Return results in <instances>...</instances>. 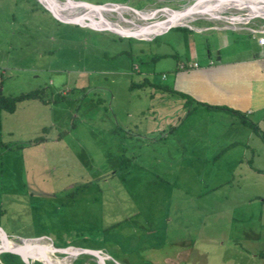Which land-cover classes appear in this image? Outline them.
Listing matches in <instances>:
<instances>
[{"label": "rangeland", "instance_id": "rangeland-1", "mask_svg": "<svg viewBox=\"0 0 264 264\" xmlns=\"http://www.w3.org/2000/svg\"><path fill=\"white\" fill-rule=\"evenodd\" d=\"M72 1L112 6L110 20L123 14L131 28L148 22L140 14L197 0ZM200 14L152 39H122L63 24L38 0H0V91L41 97L0 111V225L13 240L100 252L106 264H264L262 132L238 125L247 141L228 151L241 137L238 118L159 86L210 57L264 55V18L233 8ZM141 29L153 30H133L167 28ZM0 264L20 263L1 254Z\"/></svg>", "mask_w": 264, "mask_h": 264}, {"label": "crops", "instance_id": "crops-1", "mask_svg": "<svg viewBox=\"0 0 264 264\" xmlns=\"http://www.w3.org/2000/svg\"><path fill=\"white\" fill-rule=\"evenodd\" d=\"M263 37L261 36L260 38ZM260 38L258 39L259 48L264 49V45L259 43ZM250 60L251 62L249 63H245V60L216 63L210 57L205 68H201L198 63L188 66L183 65L180 70H194L196 72L187 71L186 74L180 73V78L174 75L164 76L162 81L164 86L162 84H159V86L166 87L171 91L178 90L177 92L184 98L190 95L200 105L225 106L239 111L246 118L252 119L251 121L264 133V55H255V58ZM199 83L200 86H198ZM150 84L152 83L150 82ZM241 124L244 125L240 119L239 122L232 120L233 129L235 127L234 133L237 137L240 135L241 137L237 139L233 135L230 143L234 145L228 148V151L242 143L245 144V141H247L244 140L243 142L242 140V135L247 133L239 130L238 125ZM251 130L255 133L252 128ZM249 134L252 136V133ZM7 238L10 239L8 236Z\"/></svg>", "mask_w": 264, "mask_h": 264}, {"label": "bare ground", "instance_id": "bare-ground-1", "mask_svg": "<svg viewBox=\"0 0 264 264\" xmlns=\"http://www.w3.org/2000/svg\"><path fill=\"white\" fill-rule=\"evenodd\" d=\"M203 1L212 2V1H216V0H203ZM226 1H236V2H232L231 4H229ZM226 1L212 2L210 4L200 2L199 5L191 13V15L184 17L183 19H178L179 13L176 11H173V10H169V9L164 10L162 15H160L159 17L156 16L155 14H150V15L140 14V17L142 19L148 20L150 23V25L145 27V28L156 27V28H163V29H166L169 25H173L176 27L183 26V24H180L179 22H182V23L188 25V23L190 21H192L195 16L202 15V14H200V11H202V13H204L203 15L207 14V15H210L212 18H216V16H217V15H215L216 11H219L220 9L233 8V9H236L238 11H244L249 18H254V17L264 18V0H254V1H251V0H226ZM44 2L46 3V5L48 7H50L51 9H54L55 11L60 13L66 19H69V18L71 19L73 17L71 15L67 14V12H65L64 10L77 15L82 20H80L79 18H74V19H76V21H78L82 24H85V27L90 26L91 28H94L95 30H105V28H109V26L115 27L117 29H121L123 31H131L133 29L140 28V27H138L140 25H134V27H131V28L124 27L122 25V23H126L127 20H125L126 18H124L123 14L119 17L118 21H115V22L109 21L110 18L108 17V13L114 12L112 6L104 5L100 8V10L95 11V10H89V9H85V8L79 9L73 3H67V5H65V6H60V5L56 6L48 0H45ZM246 2H248V3H246ZM115 7H119V6H115ZM121 9L123 10V12L126 10V9L124 10V7ZM166 15L173 17L172 21L166 22L163 19L159 20L160 18H163V16H166ZM107 19H109V20L107 21ZM152 19L153 20L156 19V20L153 22H150V20H152ZM83 20H85L86 22ZM87 22H90L91 24H89ZM94 24L96 26H99L102 28H97L96 26H94ZM142 30L147 31V30H153V29H142ZM162 31L163 30L161 29V31L153 32V33L148 34V35H143V36L136 35V36H137V38H139V37L150 38V37H152L158 33H165L167 31V29L164 30V32H162ZM7 248L16 249L18 251L26 253V254L30 255L34 260H41V261L45 262L46 264H71V261H73L72 259H74L73 256L70 258H67V259H62V260L56 258L54 251H53V250H55L57 252L56 248L54 247V249L52 250L48 244H44L42 242V239H32V240H28V239L26 240L25 239V240H19L17 242L16 240L8 239L7 236L4 235L3 232H1L0 233V250L7 249ZM65 251H67L69 255H77V256L89 253L87 250H83V251H79V252H73V253H70V251H68V250H65ZM93 254L96 255V257L99 259L100 264H106V261L108 259L107 255H102V253H100V252H94Z\"/></svg>", "mask_w": 264, "mask_h": 264}, {"label": "water", "instance_id": "water-1", "mask_svg": "<svg viewBox=\"0 0 264 264\" xmlns=\"http://www.w3.org/2000/svg\"><path fill=\"white\" fill-rule=\"evenodd\" d=\"M44 1L45 0H38V2L44 7V9H46L49 13H51V15L56 20H58L59 22H61L63 24H66V25L85 27V24H82V23L76 21V19H74V18H71V19L70 18L69 19L64 18L60 13H58L54 9H51L50 7H48ZM48 1H50L52 4H54L56 6H59V5L60 6H65V5H67V3H73L79 9L85 8V9L95 10V11L100 10V8L102 6H104V5H97V4H92V3L82 2V1H72V0H66L65 2L60 1V0H48ZM199 3H200V0H197L195 3H193L189 7L185 8V9H183L181 11H176V12L179 13L178 19H183L184 17H187V16L191 15V13L199 5ZM108 20L109 19H107V21ZM109 21H112V20H109ZM149 25H150V23L148 21L146 24L138 26L140 28H137V29L145 28V27H147ZM86 28H90V29L95 30L94 28H91L90 26H87ZM172 28H176V26L169 25L167 27L166 33L169 32ZM102 31H106V32L114 35L117 38H122V39L132 38V39H137L136 30H133V31H123L121 29H117L115 27L109 26V28H105V30H102ZM158 35H154V36H158ZM160 35H163V34H160ZM0 232H3V233L6 232V230L1 225H0ZM6 233H8L9 237L11 238V240H13L16 237L15 235H13L10 232H6ZM28 240H32V239H28ZM56 250H57V253H59V254H67V255H69L68 252L65 251L66 250L65 248H61V249H57L56 248ZM88 252L89 253L86 254V255H90V256L96 257V255L93 254L96 251H90V250H88ZM5 253L13 255L17 259H19L23 264H36L37 262L41 263L39 260H34L30 255H28L26 253H23L21 251H18L16 249L7 248V249L0 250V255L1 254H5Z\"/></svg>", "mask_w": 264, "mask_h": 264}, {"label": "trees", "instance_id": "trees-1", "mask_svg": "<svg viewBox=\"0 0 264 264\" xmlns=\"http://www.w3.org/2000/svg\"><path fill=\"white\" fill-rule=\"evenodd\" d=\"M139 30H142V29H139ZM161 87H163V86H161ZM163 88H165L168 91H171L166 87H163ZM31 99L32 100L41 99L39 91H34V92L23 94V95H20L17 97H6V96L2 95V93L0 91V111H6L8 113H14L16 111L18 103H20L22 101H26V100H31ZM190 101L192 102V100H190ZM201 106H203L205 110L222 111V112L230 114L234 117H237L240 119V121L243 124L250 126V128H252L254 130V132L261 133L258 126L253 121H251L250 119L246 118L244 115L239 113V111H235V110L230 109V108L225 107V106H211V105H206V104H201ZM261 135H263V138H264V134L261 133ZM231 146H233V145H231ZM5 255H10L14 260L18 261L20 264H23L19 259H17L13 255L7 254V253H5ZM0 259H1V255H0Z\"/></svg>", "mask_w": 264, "mask_h": 264}, {"label": "built area", "instance_id": "built-area-1", "mask_svg": "<svg viewBox=\"0 0 264 264\" xmlns=\"http://www.w3.org/2000/svg\"><path fill=\"white\" fill-rule=\"evenodd\" d=\"M259 43H260V45H264V37L260 38ZM196 67H197V65H196Z\"/></svg>", "mask_w": 264, "mask_h": 264}]
</instances>
